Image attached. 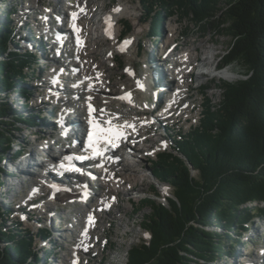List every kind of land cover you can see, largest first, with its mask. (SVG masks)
I'll list each match as a JSON object with an SVG mask.
<instances>
[{"label":"trees","instance_id":"16d2710c","mask_svg":"<svg viewBox=\"0 0 264 264\" xmlns=\"http://www.w3.org/2000/svg\"><path fill=\"white\" fill-rule=\"evenodd\" d=\"M139 1L151 36L161 35L166 12L172 16L181 11L202 34L213 30L230 39L222 67L240 62L248 69L247 79L238 83H216L222 92L219 103L206 99L200 125L177 133L173 152L153 162V177L174 188L173 198L167 199L168 205L152 197L142 201L139 211L151 210L142 223L151 240L133 246L127 262L212 264L235 252L238 231L254 217L251 204L258 202L256 215H264V0ZM6 14L0 22V184L1 161L11 155L13 142L22 144L16 136L20 125L35 128L42 116L21 113L8 100L12 94L29 98L24 84L38 74L36 55L19 49L13 13ZM126 31H132L128 23ZM21 108L31 109L30 103ZM154 194L160 197L157 190ZM10 212L0 203V264H41L36 241L49 236L48 230L35 234L16 221L8 226Z\"/></svg>","mask_w":264,"mask_h":264},{"label":"rangeland","instance_id":"374dc122","mask_svg":"<svg viewBox=\"0 0 264 264\" xmlns=\"http://www.w3.org/2000/svg\"><path fill=\"white\" fill-rule=\"evenodd\" d=\"M1 1L2 0H0V22H2L7 17L6 10H9L11 13H13V15L11 16V20L16 26L15 34L20 36L23 42V48H21L22 46L20 47L21 51H25L26 48L31 49L30 47L26 46V44L28 43H35L40 47V49H43L42 45L44 46L50 45L53 42V37H54L53 35L50 37L45 36L43 40L39 39L40 28L42 29L44 28L41 23H36L33 20H29L30 26L27 28L26 24L24 23L25 18L23 17L24 11H26L27 9H30V7H35L38 9H43L48 12H52L53 7L49 5V2L51 0H3V2ZM96 1H97L96 5L95 7H93V11H92L93 15L101 12V10L105 8L108 10V13L112 15L114 13H117L116 11L117 9H122V8L127 9L128 8L126 10L127 13L125 12V14L123 15L121 24L118 26V33L119 34L122 33L123 40L128 44V49L125 51H119L118 49L119 42L117 43L114 42L111 45L102 44L101 47L98 48V51L99 53H101V56L98 54L97 61L104 60L107 63L106 66L108 68H113L112 71L110 72V73L113 72V76H112L113 85L109 86V89H108L109 91L110 90L112 91L111 95H116L117 93H120L123 90L122 86L131 87L130 85L135 84L134 81L129 80L131 76L128 73V70L131 68L133 69V67L136 70V73H138L136 76L139 77L143 73L144 74L150 73L149 71L150 67L156 64L155 71H154V75H156L157 69H158L157 63L158 64L161 63L160 59H163L162 67L164 69H168L169 71V68L171 65L170 63L169 64L167 63L168 61L165 60L164 54L162 52V48H163L162 41L165 42L167 40H170V38L172 37L171 29H175L177 32L176 41H178V45L181 46L180 50H178L179 54L183 52L184 49L186 48L192 50L195 47L206 46L205 49L201 51L202 53H200V57L202 58L205 57L207 59L205 63L206 65H208V70L210 68L212 69L213 66L217 62L220 61L219 58L227 51L228 45L230 44L229 38H226V37L220 38L217 36V33H215V31L213 30H208L205 34H202L200 30L195 26V23L192 21V19L190 17H183V14H181L182 13L181 11H176L175 12L176 15H172V16H170L168 12H166L164 19L160 21L161 35L157 37L153 36V38H148L147 34L150 32V29H151L150 23H148L147 20L145 19V15L143 14L144 13L143 8L139 0H96ZM78 2L79 4H83L84 1L78 0ZM78 2L75 5H77ZM68 4L69 2L68 0H66L65 3L63 2L62 4L58 6L62 11H66V10L71 11V8L69 7ZM84 6L85 7L81 8V11L85 12L86 14L88 13L89 10L90 11L92 10L91 8L87 9L86 5ZM31 12L29 14H31ZM34 12L35 10H33L32 14H34ZM94 18H96V16ZM93 19L90 17L83 16L80 18L79 23L82 25L85 24V26H87L89 29H93V26H88L87 24V22L89 23L90 20H91L90 22H93ZM94 23L96 22L94 21L93 24ZM127 23L132 26V31L130 33L125 32ZM138 23L140 24L142 28V32L140 34L138 33L136 34L135 32L136 25ZM57 26L60 27L61 25L60 26L57 25ZM96 28L98 29L99 32L101 31L98 27ZM89 36H92V34H90ZM48 48L49 49H47L46 53H44L43 55L44 57L41 58L38 55V59H39L38 68L36 69V72L38 74V79H29L28 82L24 84L26 88H31V87L36 88L37 94L35 93L33 95L31 99V104H30L31 108L32 107H35V108L33 110L32 109L23 110L21 108V104H17L16 102L18 101V96L16 94H13L8 100L10 101L11 104H14L15 109H18L21 113H24L27 115L35 114L34 110L36 108L37 109L44 108L42 109L44 110V112L41 116V119L36 120L37 127L29 128L27 126L20 125L21 128L16 133V136H17V139H19V141L23 143L26 150H31V151L41 150L42 152H45V150L49 148V145L51 146L53 145V151H55V153L58 155L59 154L58 150L62 149L61 148L62 146L61 145L55 146V142L57 140H60L58 135H60L61 133L59 130H57L54 133L51 130L46 129L45 126L48 124H52L55 127H56V124L58 127L60 126V124L54 123L52 120H50V118L52 117L55 119L56 114L60 115L62 113V107H61L62 104H58L59 112H56V113L53 112V108L51 106L53 104L49 105L48 103H46L48 102L47 100L45 102L46 103L45 105L47 107H44L42 105L43 104L42 102L45 101L44 99H45V94L47 92V89H50V86L53 85L52 83L50 84V81L47 80L49 79V72H51V69L53 68L54 61H58L57 57L54 58V55L57 54L56 47H54L52 50L51 45H50ZM16 49H17L16 47H12V50H16ZM114 53L117 54V56H115V59H117V61H115V59H112V55ZM170 56H171V59L173 60L178 59V56H174V55H170ZM99 57H100V60H99ZM214 57H217L215 58L216 59L215 62H213ZM60 59L62 61H67L66 58L61 57ZM44 60H45V63H43ZM75 60L76 61L78 60L77 62L80 61L79 63H82L81 61H83L82 58L81 59L76 58ZM226 70H229L230 72L234 73L233 80L220 79L218 76H216L217 75L216 72L212 73L213 75L209 78L189 77V82H191L192 84V89H191V93L188 94V98H189L188 100L190 101V103L188 102L185 103V105L187 104L190 105V109L188 110V112H186V110L177 111V113L175 114V118L176 116H179L181 112L183 113V116H181L178 122H176L175 126H169V124H165L162 120H160L159 126L155 124L152 129H148V132L150 133H148L147 136L150 137L149 138L150 141L147 142L146 144L150 148L149 147L147 148L144 146L145 151L144 152L140 151V153L138 154L139 157L141 156L144 157L143 159L144 163H139L140 161L138 157L131 159V162H130L131 170L136 169L139 172H141L139 174L140 175L139 182H138L139 188L137 190L132 191L131 195L129 196L125 195L124 193L121 194L120 198L122 202L120 204L125 209L123 213L121 212L119 213L118 211L119 206H120L119 204L115 205L114 208L111 210V212H109L108 214L102 213L101 221L100 223L97 224L101 229L97 231V233H95L93 236L94 238L93 240H96L97 238L101 237L100 243H99L100 245L98 244V246L95 248L93 255L92 254L83 255L82 257L85 260L92 261L94 258H96L95 261L94 260L92 261L94 262V264H127L129 251L131 250L133 246L141 245L144 242H150L151 236L146 230L143 229L142 223L147 218V216L150 214L151 210L145 209L144 211L142 210L139 211L141 208L144 207L142 205V201L145 198L152 197L156 201L162 204L168 205L167 199L173 198L174 188L167 183H160L157 180H155V178L152 175V167H153V162L157 161L158 157L152 154H150L149 156H145L148 152L147 150L152 151V149H154L153 151L157 152V151H160L161 149L163 150L167 149L165 152H173V149H172L173 142L172 141H173L174 136L177 133L179 134L188 133L189 131H191V128L193 129L195 126L200 125V119L204 111V105H205L206 99L213 100L215 105L218 104L219 101L221 100L222 92L217 87L216 83L219 84L222 80H224L228 83L234 84L244 79H247L246 76H247L248 69L245 66H243V64L240 62H237L234 65L227 67ZM98 75L100 76L101 74H98ZM98 75L97 77H99ZM83 77H86V76L83 75ZM90 77H86L87 83L89 82L88 80H90ZM150 79L151 81H153L152 78ZM201 83H206L207 85H209V87L211 86L212 88L208 89L206 92H204L203 89L198 90V87ZM63 84L72 85L71 83H67V82H64ZM42 86L44 87L46 86L47 89H45ZM160 90L161 91H159L158 97H161V100L163 99L162 104H165L166 101H164V99H166L167 96H165L164 90L162 89ZM60 95L69 96L70 94H67V91H61ZM39 96H41V98ZM151 96H152L150 98L151 102L149 103L148 101L147 103L148 95L144 93L143 94L135 93V97L137 101L140 102V104L137 105V107H135L136 109H133V111L130 110L131 106H135L133 104L127 105L125 107L124 105H121V104H120L121 106H119L117 102H114L115 104L114 103L112 104L113 105L112 109L114 110L112 112V116L120 117V115L122 116L125 115L124 118L126 119H132V118H137V117L142 118L143 116L152 118V116L155 115L156 113L153 112L154 114H152L151 111H153L154 107L159 103L158 102L159 100H157L159 98H157L154 94H151ZM70 98H71L70 100L71 103L72 102L75 103L76 98L73 97V95ZM103 103H105V101L101 102V106L103 105ZM118 106L121 108V110ZM101 111L103 112L104 109L100 110L99 112L100 115L102 114ZM140 111L141 113H139ZM75 121L76 120H74V122L72 121L71 123H75ZM155 129H157L156 130L157 132L155 131ZM34 134H36L37 136ZM61 142H63L62 138H61ZM63 143L66 144L71 149H73L74 147V143H72L71 145L65 141ZM162 145H164V147H162ZM159 154H161V152ZM32 162L35 164L36 163L38 164V160L36 159H34ZM127 162L128 161H126L125 163ZM1 168L3 169V177H2L3 182H2V185L0 186L1 187L0 188V203L2 202L1 197L4 198L6 196L5 193L9 191L10 193L9 197L6 196V200H4L5 203H8L11 201L14 194H18V191H19V194H21L25 189L27 190L29 189V187H26V188L23 187L24 184H22V182L26 183L28 181V178L24 177V175L20 173H18V176H20L19 178L9 177L8 173L15 171V168L11 167L10 165L6 167L5 164L2 163ZM24 168L26 169V167ZM192 174L195 177L199 176L198 172H196L195 170H192ZM120 175H118L117 176L118 178H116V180L114 181L115 185H117L116 186L117 188H119V186L122 185L120 184ZM103 179H105V177H103ZM10 183L13 184L12 188L9 187ZM116 187H114V189H117ZM125 187L130 189L131 187H133V185L128 184ZM114 189L113 187H109L107 189V192L109 194V196L107 197L109 198L117 197V192H115L114 194V191H113ZM155 190L161 193V196L159 198L155 196L154 194ZM166 193L167 195H165ZM25 196L26 194L24 195V197ZM97 205L99 204H96L94 207H95V211L99 213L101 208L99 207L97 208ZM252 206L254 207V205ZM262 206L264 207V204H262ZM83 207L84 209L87 208L86 205L84 204H83ZM54 208L56 209V206H54ZM74 210H76V206H68V207L63 208V210L59 209L56 211V214L53 213V215L55 216L54 220L47 219L48 216L44 214L43 215L38 214L39 216H41V218L39 219L36 214L30 215V212H29L30 210H28L27 212L22 211L23 214L19 213L18 215L14 217H16L17 220L15 221L17 223H21V222L23 223V227L25 229L36 232V230L38 229L37 227L38 222H40L41 224L44 223L43 225L49 230L55 229L56 223H54V221L57 220V215L61 217V214L64 213V211L66 214L64 217H61V218L65 219L64 221L65 224L62 227H69V225L73 224V222L76 220L72 215ZM258 212L259 210L258 208H256L255 213H258ZM10 222L7 223L8 226L11 225ZM241 223H245L244 218ZM14 224L15 223H12V226H14ZM257 224L259 226L258 227L259 231H258V234L255 236L256 239L254 241H257V239L261 237L262 235L261 232L264 231V219L259 221V223L257 222ZM232 226L233 225L231 222L229 224V227L231 228ZM217 230L221 231L220 229H217ZM238 232L240 233L241 237L244 236L242 231L239 230ZM59 235L54 237L55 244L58 247L59 246H63V247L57 249L56 251L53 250L52 248V250H49V252H51V254H49L44 251V245H41V246L39 245V247L42 248V250L39 253L40 257H47L48 255L50 256L54 255L55 258H57L56 256H58L61 259L63 258L71 259L69 255L70 252L68 249H70L72 245L69 241H65ZM64 235L67 236L69 240H72L73 238V235H70V234H64ZM247 239L248 238H246L243 241V243L247 242ZM234 243H235V240H234ZM253 248H255L253 244H250L248 248L247 246H243L242 244V246H237L232 256L224 257L223 259L219 261L217 260L213 264H243L238 260L237 254L239 253L240 255L243 256L248 251H251ZM236 255H237V258H236ZM54 264H58V263H54ZM66 264H70V262H67Z\"/></svg>","mask_w":264,"mask_h":264},{"label":"bare ground","instance_id":"6f19581e","mask_svg":"<svg viewBox=\"0 0 264 264\" xmlns=\"http://www.w3.org/2000/svg\"><path fill=\"white\" fill-rule=\"evenodd\" d=\"M65 1L66 0H51L49 2V5L54 8V13H60L62 14V16L63 15L65 16V20L67 21L66 27L64 26L58 27L57 25L59 24V21H57V19L53 16V13L45 11L43 9L30 7V9L24 11V15H23V17L25 18L24 23L26 24L27 28L30 26L29 20H34L36 17H40L41 18L40 21L42 23H45L43 24L44 28L41 29L44 32L43 33L41 32L42 36L40 37V40L41 39L43 40L45 36L50 37L52 35H55V38L53 40L54 46L57 44L58 41H60L59 35L63 34L64 32L69 34L67 35L68 38H66L67 42L64 44V47L56 48V51L61 52L62 57L66 58L67 61H62L60 58H58V55H54V58L57 57L58 61H54L53 68L51 69L50 72L52 74L51 76L52 82H50V84L52 83L53 85L50 86L49 91L45 94L44 100L45 101L47 100L49 104H53L54 112H59L58 104H62V106H69L73 104L69 100H65V98H67L68 95H63V96L60 95L61 91H67V94H70V96L73 95V97L78 98V102L74 104L76 109H84L86 110V112H91V113L97 112L96 116H93L94 114H91V116L86 121L78 117V121L75 123H70L69 120H71L70 119L71 115L69 114V112H66L68 113V115H66L65 113L58 115L60 124H65L67 127L66 133H68L69 135V138L66 139L67 141L70 138H72V136L78 133L77 128L79 127V125L83 126L86 129V131L84 132V136L86 139L84 140L83 143L80 144V146H81V150L86 152L89 155V157L95 155V152L93 151V149H91L90 146L86 144V142L90 136L95 137L96 126H100L104 129H108L109 127H111L112 129H116L123 132L124 137L118 140H114L113 142L118 143L124 139L129 138V140L134 141L133 144H136V145H130L129 149L138 155L140 151L143 152L145 151L144 146L148 147V145L146 144L147 142L150 141L149 140L150 137L147 136L148 133H150L148 132V129H152L155 124L159 126L160 117L156 114L153 115L152 118L143 116L142 118L137 117L132 119H126L124 118L125 115L124 116L120 115V117H116V116L113 117L112 112L114 110L112 109L113 106L112 104L114 102H117L119 106L124 105L125 107L127 105L133 104L135 106H131L130 109L133 111V109H136L135 107H137V105L140 104V102L137 101L135 97V93L136 94L144 93L148 95L147 103L148 101L149 103L151 102L150 99L152 97L151 94H154L157 98H159L157 99L159 100L158 101L159 103L157 104L158 106L161 105V103L163 102V99L161 100V97H158L159 91H161L160 89H162L165 91V96L166 93L169 92V94L167 95L166 99H164V101H166L167 103L176 102L174 105H176L177 110L178 109H180V111L186 110V112H188L190 106L184 107L183 101L188 100L189 99L188 94L191 93L192 84L191 82H189V77L191 78L196 77L195 71L197 70V64H196L197 62H205L207 60L205 57L204 58L200 57V53H202L201 51L204 50L206 46L195 47L192 50L186 48L184 49L183 52L179 54L178 50H180L181 46H179L178 41H176L177 32L175 29H171L172 37L170 38V40L166 41L167 48L165 51H163L165 60L168 61L167 63L168 64L170 63L171 65L169 71L168 69H164L162 67L163 59H160L161 63L159 64L157 63L158 69L156 75H154L156 64L152 65L154 69L152 68V66L150 67L149 70L150 73L147 74L143 73L139 77L136 76L138 73H136V70L133 67V69L131 68L128 70V73L131 76L129 80L134 81L135 84L130 85L131 87L122 86L123 90L120 93H117L116 95H111L112 91L111 90L109 91L108 89L109 86L113 85V78H112L113 72L110 73L113 68H108L106 66L107 63L104 60H100V57H99L100 61H97L98 54L101 56V53H99L98 48L101 47L102 44L111 45L114 42L117 43V41L120 38V34H122V33L120 34L118 33V26L121 24L123 15L125 14L128 8L127 9L122 8L119 9V11H117L118 10L117 9L116 10L117 13H114L113 15L109 14L108 10L105 8L101 10V12L93 15L92 14L93 7H95L97 1L82 0L84 1L83 4H79V6L77 7L78 9L77 8L72 9L71 12L69 13V11L67 10L62 11L58 6L63 2L65 3ZM84 5L87 6V9L90 8L92 9L91 11L89 10L87 14L81 11V8L85 7ZM33 10H35L34 14H32ZM30 12L31 14H29ZM83 16L90 17L92 19L96 16V18L93 19V22L95 21L96 23L93 24V22H90L91 20L90 21L88 20L89 23L87 22L88 26H93V29H89L87 26H85V24L82 25L79 23L80 18ZM61 20L62 19H60V21ZM55 26L57 31H55L54 29ZM96 27H98L101 31L99 32ZM135 32L136 34L137 33L140 34L142 32V28L139 23L136 25ZM90 34H92V36H89ZM50 45H51V49L53 50L54 46H52V44ZM50 45H46V46L42 45L43 49H40V47L35 43L27 44V46L30 47L31 50L36 51L37 53H44L47 49H49L48 47ZM122 47H123L122 44L118 47L119 51L122 50ZM170 55L178 56V59L173 60L171 59ZM115 56H117V54L114 53L112 55V59H115ZM76 58L79 59L82 58L83 60L81 61L82 63H79L80 61L77 62L78 60L76 61L75 60ZM115 61H117V59H115ZM186 71H190L189 74L183 75ZM212 73L213 72H210V75H212ZM216 73H217L216 76H218L220 79H225V80L234 79V73L230 72L229 70L224 69ZM98 74L101 75L99 76ZM83 75H85L86 77L92 76L90 77V80H88L89 81L88 83L86 82V77H83ZM97 75L99 77H97ZM54 77L57 78L54 80L53 79ZM203 77L205 76L197 75L196 78H203ZM150 78H152L153 81H151ZM64 82L71 83L72 85H64L63 84ZM125 92H130L131 96L128 100L119 98V96ZM39 97L41 98V96ZM104 101L105 103H103V105L101 106V102ZM42 103H44V101ZM188 103H190L189 100ZM102 109H104V111L103 112L101 111L102 114L100 115L99 112ZM151 112L152 114H154L153 111ZM139 113H141V111ZM181 116H183L182 112L179 116H176V118L172 117V119L178 122ZM109 122L111 123L109 124ZM125 125H128L129 127H125ZM131 126H134V128ZM156 130L157 129H155V131ZM58 143H61V138L60 140H57V145ZM108 145L109 143L104 142V138H101L99 143H94V147L98 149L106 148ZM49 150H50V155H53L54 151L53 148L51 150V145H49ZM72 151L73 149L69 148L66 144L62 145V150L60 153H62L64 156L65 164H72V163L79 164L78 161L82 159L81 157H76L75 160H72L71 159ZM147 155L148 154H146L145 156ZM43 157H44V152H42L41 150L33 151L31 161H33L34 159L38 160L39 158H43ZM143 159L144 157L142 156L139 157V161H140L139 163H144ZM126 161L127 160L122 161L120 168L117 169V175H114L113 171L107 172L105 176L102 173H99L95 175L97 177V180L94 179L89 180L81 174L76 175L77 177L75 179L74 178L75 176L73 175L75 174L76 171L74 170L75 171L74 172L73 170H66L65 167L62 166L58 174L56 173L49 174V180L52 178L50 182H58L56 183V185L58 186L55 187L53 191L51 190L49 191V188H45L44 185L39 184L37 180L34 181L32 187L37 186L40 189V191L47 196H45L44 199L42 198L39 204L34 205L31 208L30 215L36 214L40 219L41 216H39L38 214L49 215L51 211L53 212L59 209L63 210V208L68 206H76V210H74V212L72 213L73 217L76 219L73 222L74 224H71L72 227L69 226V227H65L64 229L65 234L73 235V238L70 241L72 246L70 247V249H68L70 252L69 255L71 259L63 258L61 263L66 264L67 262H70V264H75V263L79 264L76 259H82L81 256L83 255H91V254L93 255L94 250L100 243V238H101L100 237L97 238L96 240H93L94 234L101 229L97 224L100 223L102 214L101 213L98 214L95 211L94 206L96 204H99L97 205V208L98 207L105 208L106 206H108L106 207V211L104 210V213L106 214L111 212V210L117 204L120 205L118 210L119 213L120 212L123 213L125 211L123 206H121L120 204L122 202L120 196L123 193L129 196L131 195L132 191L137 190L139 188L138 187L139 186L138 182L140 177L139 174L141 173L136 169L131 170L130 169L131 163L129 161L125 163ZM31 163L34 164L33 162ZM80 163H82V161ZM57 166H58V162H57ZM25 167L26 169L24 167L22 169L23 172L32 170L31 165H27ZM32 172L36 174L35 170L34 171L32 170ZM118 175H120V184H122L121 186H119V188H117L116 187L117 185H115L114 183L116 178H118L117 177ZM55 176L56 177L59 176L60 178L55 179ZM103 176L105 177V179H103ZM19 177L20 176L16 174V177H12V178H19ZM59 179H61V181H57ZM22 184H24L23 187L25 188L30 187L28 181L26 183L22 182ZM128 184H132L133 187H131L130 189L126 188L125 186H127ZM96 186H98V188ZM9 187L12 188L13 184L10 183ZM109 187H113V189L114 187L117 188L113 190L114 194L115 192H117V197L115 198L107 197L109 196L107 192V189ZM23 194L24 192H22L20 196H22ZM15 196H19V195H15ZM83 199L87 201L86 204L87 208L85 209L83 207L84 203H82L81 205L79 204V201ZM252 205H254V207ZM257 205L258 203H253L251 204V208L256 209ZM20 206H23V204L20 203ZM54 206H56V209L54 208ZM65 214L66 213L64 211V213L61 214V217H64ZM61 217L60 219H63ZM76 222H78L77 225H75ZM95 259L96 258H94L93 260L95 261ZM92 261H90L88 264H94V262Z\"/></svg>","mask_w":264,"mask_h":264},{"label":"snow or ice","instance_id":"6c2138e0","mask_svg":"<svg viewBox=\"0 0 264 264\" xmlns=\"http://www.w3.org/2000/svg\"><path fill=\"white\" fill-rule=\"evenodd\" d=\"M119 11V9L117 10ZM111 122H109L110 124ZM125 127H129L128 125H125ZM134 128V126H131ZM124 137V133L116 130V129H112L111 127H109L108 129H104L100 126H96L95 127V137H89V145L90 147L94 148L95 151V155L99 156L100 155V151L98 148L94 147V143L93 141L95 140V143H99L101 138H104V142L105 143H113L114 140H118L120 138ZM95 158V156L93 157ZM73 170H77V169H73Z\"/></svg>","mask_w":264,"mask_h":264}]
</instances>
